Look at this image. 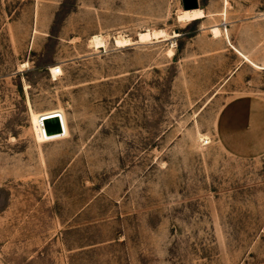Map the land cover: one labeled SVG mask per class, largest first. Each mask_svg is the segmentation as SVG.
Listing matches in <instances>:
<instances>
[{"label": "rangeland", "instance_id": "1", "mask_svg": "<svg viewBox=\"0 0 264 264\" xmlns=\"http://www.w3.org/2000/svg\"><path fill=\"white\" fill-rule=\"evenodd\" d=\"M198 2L0 0V264H264V0Z\"/></svg>", "mask_w": 264, "mask_h": 264}, {"label": "bare ground", "instance_id": "2", "mask_svg": "<svg viewBox=\"0 0 264 264\" xmlns=\"http://www.w3.org/2000/svg\"><path fill=\"white\" fill-rule=\"evenodd\" d=\"M180 12L181 13L179 14V22L185 23V24L196 21L197 19H200L202 16L200 8L197 10H192V11H184L183 10ZM224 32H225L224 35L226 37V40L229 42V35L227 33V30H225ZM212 34L214 35V37H221L222 31L220 30V28L218 26H214L212 28ZM165 37H166V35L163 31L153 32V33L148 31V32L141 33L139 35L140 41L143 43L146 41H149V40H156V41L163 40ZM175 37H178V36L176 34H174L173 38H175ZM115 45L117 48H124V47L132 45V43H131V40L129 38L120 35V36L115 38ZM236 52L238 55H240L242 58H244V60H247V57L244 56L242 53H240L238 50H236ZM169 53L173 55L174 51L170 50ZM56 114L60 115L61 120H62V115L58 111H50V112L43 113L40 115H33V122H34V126H35V131H36V134L39 136L40 140L44 139L43 135H42V129H41V125H42L41 120L45 117L56 115ZM40 122H41V124H40ZM62 123H63V121H62ZM42 127H43V125H42ZM63 128H64V126H63ZM43 133H44V130H43ZM64 134H65V130H64ZM62 136H64V135H62ZM62 136H59V137H62ZM52 138H56V137H52Z\"/></svg>", "mask_w": 264, "mask_h": 264}, {"label": "water", "instance_id": "3", "mask_svg": "<svg viewBox=\"0 0 264 264\" xmlns=\"http://www.w3.org/2000/svg\"><path fill=\"white\" fill-rule=\"evenodd\" d=\"M184 11H192L200 8L198 0H182ZM44 135L47 138L59 137L64 135L63 123L60 115H52L42 120Z\"/></svg>", "mask_w": 264, "mask_h": 264}, {"label": "built area", "instance_id": "4", "mask_svg": "<svg viewBox=\"0 0 264 264\" xmlns=\"http://www.w3.org/2000/svg\"><path fill=\"white\" fill-rule=\"evenodd\" d=\"M63 75L62 73V69L60 67H54L52 69H50V76L55 79V78H59ZM208 142L206 143V141L204 142V145H207Z\"/></svg>", "mask_w": 264, "mask_h": 264}, {"label": "crops", "instance_id": "5", "mask_svg": "<svg viewBox=\"0 0 264 264\" xmlns=\"http://www.w3.org/2000/svg\"><path fill=\"white\" fill-rule=\"evenodd\" d=\"M230 43V42H229ZM231 45V44H230ZM233 49H236V48H234L233 46H231ZM236 50H238V49H236ZM245 55V54H244ZM247 56V55H246ZM248 57V56H247ZM249 58V57H248ZM250 59V58H249ZM251 60V59H250ZM252 61V60H251ZM245 62V61H244ZM253 62V61H252ZM253 63H255V62H253ZM256 64V63H255ZM256 65H258V64H256ZM259 66H261V67H264V65H259Z\"/></svg>", "mask_w": 264, "mask_h": 264}]
</instances>
